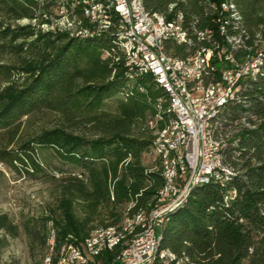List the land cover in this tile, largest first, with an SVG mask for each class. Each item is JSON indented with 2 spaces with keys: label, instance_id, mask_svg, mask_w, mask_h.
<instances>
[{
  "label": "trees",
  "instance_id": "16d2710c",
  "mask_svg": "<svg viewBox=\"0 0 264 264\" xmlns=\"http://www.w3.org/2000/svg\"><path fill=\"white\" fill-rule=\"evenodd\" d=\"M73 1L66 0V8L73 7L87 33L42 29L41 24L51 22V9L60 11L59 0H0V54L10 57L0 63L5 80L0 87V134L6 139L0 144V162L26 173L48 165L60 173L52 174L51 204L21 223L33 264H44L50 225L55 228L51 263L56 264L63 244L80 242L95 229L119 225L125 215L153 207L162 185L154 140L155 129L170 118L163 113L166 94L150 73L130 76L115 42V26L98 31ZM220 1L143 3L161 19L181 11L192 32L193 50L209 44L197 30L210 29L213 39H223L208 9ZM232 1L243 30L234 55L255 54L264 39V0ZM22 19L27 22L20 24ZM167 48L186 54L177 43ZM111 98L117 99L114 111L104 108ZM238 98L227 103L219 133L226 140L223 161L234 174L193 188L167 214L161 233L160 246L187 258L188 264H264V67L243 81ZM157 111L163 119L152 128L149 121ZM35 120L41 124L23 131ZM43 150H50L60 167ZM231 191L235 193L224 202ZM18 233L19 225L0 212V253ZM120 249H105L89 264H115ZM0 264L22 263L10 257Z\"/></svg>",
  "mask_w": 264,
  "mask_h": 264
},
{
  "label": "built area",
  "instance_id": "2783aa9c",
  "mask_svg": "<svg viewBox=\"0 0 264 264\" xmlns=\"http://www.w3.org/2000/svg\"><path fill=\"white\" fill-rule=\"evenodd\" d=\"M117 1L120 4L121 12L125 13L127 18V28H122L120 32H129V38L142 40L145 59H149V63L154 68V75L159 76L163 85L168 86V89L174 94V102L177 109L181 110L184 119V128L177 132L184 134L188 160H190V170H183L179 166L176 150L173 147L174 135L161 137L163 145L169 152V161L172 162L171 171L165 174L168 175L170 190L164 192L172 193V201H165L163 194L161 210L156 217L155 224L150 225L148 232L133 237L130 245L119 257H116L117 263H115L150 264L149 253L155 239L159 217L166 212V207L174 205L177 200L185 197V190L192 180L208 178V170L214 169V166L218 165L216 150L218 145L224 144V142H218V135L225 119L215 122V134H207L206 120H204V127H197V119H202L204 112L221 109L230 101L238 100V91H241L243 81L257 74V63L264 54V43L255 54L245 56V59H233V54H230V45L223 36L226 11H218L216 7L220 13L219 23H216L217 30L223 39H213L210 30V51L207 60L199 61L198 50L202 44L192 50V32L184 24L182 17L173 16L166 19L162 15L161 21H152L150 11L141 12L140 0ZM210 4L216 6V2ZM57 7L58 9H70ZM202 31H196L199 38H202ZM242 33L243 30L239 28L237 30L238 46L241 42ZM170 43H177L184 47L187 67H177V55L167 48V44ZM139 64L140 62L135 61L132 53V65ZM213 65H221L225 69V79H217L216 76H213ZM172 70L186 72V80L176 82L172 79ZM212 82L224 83V90L216 91V100H208ZM165 124L166 121L161 128L164 129ZM228 193H235V191ZM227 194L224 195L226 203L228 202ZM85 245H94V250L98 248L109 250L110 247H113L112 243L91 242L90 244H81L79 242V249H74L69 264H85L86 260L94 259L92 255H87L85 252Z\"/></svg>",
  "mask_w": 264,
  "mask_h": 264
},
{
  "label": "bare ground",
  "instance_id": "6f19581e",
  "mask_svg": "<svg viewBox=\"0 0 264 264\" xmlns=\"http://www.w3.org/2000/svg\"><path fill=\"white\" fill-rule=\"evenodd\" d=\"M59 6L66 8V0H59ZM78 4L81 6L83 15L89 20L90 23H93L95 28L98 31H106L112 28L114 38L117 46L122 51L125 58V66L127 67V72L131 76L132 74H141V73H150L152 75L156 84L163 89L166 94L167 107L166 112L163 110V113H167L170 116L169 120L166 122L164 129H155V140H154V150L156 154L159 155L160 163L159 170L162 176V185L159 188L153 207L148 210L139 208L132 215H125L124 219L119 225L108 226L104 228H98L90 232V234L80 241L81 244H90L91 242H100V244L112 243L113 247L120 246L121 249L117 257L122 254L126 247L130 245L133 237L137 235H142L149 231L150 225H154L156 222V217L160 213L161 204L163 201V194L165 201H172V193H164L170 190V183L168 182V172L172 169V162L169 161V152L166 150L161 137H170L174 135L173 147L176 150V157L179 160V166L183 170H190V160H188V151L185 146L184 134L180 131L184 128V119L182 118V112L180 109H177V106L174 102V94L168 89V86H164L161 82V78L157 75H154V68L149 63V59H145V51L142 45L141 39L129 38V32H120L122 28H127V18L126 14L121 12L120 4L117 0H76L73 1L72 6ZM96 5V6H94ZM175 4L172 3L169 5V8L172 9ZM218 11H226V21L223 22V36L225 37L227 43L230 45V54H233V59H245V56L241 58L235 57L234 53L238 47L237 41V30L240 28V15L236 10V6L232 0H221L215 5H208V9L212 14V20L215 23H219L220 13ZM227 8V9H226ZM66 11L68 9H62ZM140 10L141 12H148L144 6L143 0H140ZM73 7L70 12L63 14L60 17V23L62 27H57L62 30H67L71 33H87L86 28H82L81 21L76 18L73 13ZM115 16L114 23L112 21V16ZM174 17H182L183 14L181 11H177ZM150 19L152 21H161V17H157L155 13L150 12ZM41 27H45L46 30L53 29L52 24L43 23ZM210 29H205L202 31V39H206L209 44H202L198 50V60L206 61L208 57V52L210 51ZM264 43V39L261 41ZM132 53L135 57V61L140 62L139 65H132ZM177 67H187V57L186 54L179 56L177 55ZM264 67V54L263 58L257 63V74ZM213 76H216L217 79H225V69L221 65H213ZM172 79L176 82H183L186 80V72L181 70H172ZM224 90L223 82H212L211 91L208 93V100H216V91ZM239 99V98H238ZM161 99L158 98L160 103ZM227 105V104H226ZM226 105H223L221 109L215 111L204 112L202 113V119H197V127H204V120L207 121V134H215L216 124L215 122L222 121L224 119V111ZM166 114V115H167ZM163 115L161 111H157L155 114V119L149 121L150 126L155 127V120L162 119ZM156 128V127H155ZM222 134L218 135V142H225ZM223 145H218L216 150V157L218 165L214 166V169L208 170V178L205 179H195L189 183V186L185 190V197L179 199L174 203V205L166 207V212L163 216L158 219V226L156 227L155 239L151 245V251L149 253L150 264H188L187 258L178 257L173 251L168 248L160 246L161 233L164 228V225L167 222V214L173 211L178 206L182 205L189 193L196 186L208 183L212 180H224L227 175L234 174V170L227 166L223 161L222 148ZM156 169V168H155ZM230 170V171H229ZM234 193L227 194V201L230 199L231 195ZM224 202L225 198H224ZM128 214V213H127ZM49 237H48V252L44 258L45 264L51 263V255L54 252V241H55V228L51 225L49 226ZM111 248V247H110ZM74 249H79V242H69L63 244L57 253L56 264H69L72 259ZM107 248H98L94 250V245H85V252L87 255H92L95 257L99 255L102 251ZM93 260H86L85 264H89Z\"/></svg>",
  "mask_w": 264,
  "mask_h": 264
},
{
  "label": "rangeland",
  "instance_id": "374dc122",
  "mask_svg": "<svg viewBox=\"0 0 264 264\" xmlns=\"http://www.w3.org/2000/svg\"><path fill=\"white\" fill-rule=\"evenodd\" d=\"M51 22L53 29L62 27L60 17L70 12L62 9H51ZM26 19L19 21L20 24L26 23ZM46 30L45 27H42ZM10 57L6 54H0V63L8 62ZM5 84V80L0 77V87ZM116 98L107 100L104 108L114 111L116 106ZM165 108V112H166ZM41 121L35 120L31 124H26L23 131H32ZM4 135L0 134V144L5 143ZM45 156L50 162L60 167L59 161L50 150H43ZM153 158L151 154L147 155V161ZM54 172V173H53ZM60 173L56 170L52 171L50 166H44L41 170L26 173L24 169H11L0 162V212H6L19 225V233L16 237H9L8 245L3 248L0 253V260L4 261L10 257L18 258L22 264H33L29 257L26 236L23 232L21 223L30 217L39 216L48 204L53 201L55 193V179ZM47 254V253H46ZM46 256V255H45ZM45 258V257H44ZM45 264V260L43 259Z\"/></svg>",
  "mask_w": 264,
  "mask_h": 264
}]
</instances>
